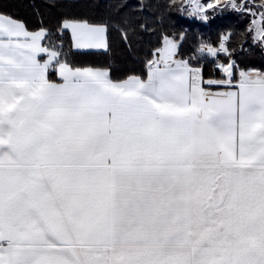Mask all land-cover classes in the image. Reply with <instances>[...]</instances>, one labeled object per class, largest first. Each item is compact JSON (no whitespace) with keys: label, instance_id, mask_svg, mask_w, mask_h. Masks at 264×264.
I'll return each instance as SVG.
<instances>
[{"label":"snow or ice","instance_id":"1","mask_svg":"<svg viewBox=\"0 0 264 264\" xmlns=\"http://www.w3.org/2000/svg\"><path fill=\"white\" fill-rule=\"evenodd\" d=\"M222 7L264 42V0ZM59 29L77 50L109 48L107 24ZM47 35L0 14V264H264V74L234 81L229 62L205 80L165 35L146 78L114 81ZM230 35L200 51L230 55Z\"/></svg>","mask_w":264,"mask_h":264},{"label":"trees","instance_id":"2","mask_svg":"<svg viewBox=\"0 0 264 264\" xmlns=\"http://www.w3.org/2000/svg\"><path fill=\"white\" fill-rule=\"evenodd\" d=\"M208 1L200 0L206 6ZM257 5L261 3L256 0ZM186 0H0V14L22 22L30 31L45 29L48 33L43 45L55 46L60 59L74 67L108 69L114 81L129 76L146 78V64L152 53L162 46L163 36L179 41L178 57L190 59L198 54L201 45L217 47L222 35L227 41L230 55L222 61L234 62V76L238 72L258 71L264 74V42L255 37L251 28L253 17L249 13L222 7L227 0H220L215 9H204L208 20L189 15ZM239 2V0H237ZM183 5V7H181ZM66 18L87 19L92 23L108 25L109 48L103 52H76L72 50L70 35L61 33L59 26ZM143 25V27H141ZM252 29L251 31L249 29ZM127 33L128 39H124ZM183 34V39H180ZM204 61V79L214 75L212 62L201 53ZM53 72H51L52 74ZM222 79L219 77L217 79Z\"/></svg>","mask_w":264,"mask_h":264},{"label":"crops","instance_id":"3","mask_svg":"<svg viewBox=\"0 0 264 264\" xmlns=\"http://www.w3.org/2000/svg\"><path fill=\"white\" fill-rule=\"evenodd\" d=\"M28 31H30V30H28ZM36 31H39V30L30 31V32H36ZM69 35H70V33H69ZM70 38H71V35H70ZM43 42H44V40L41 43L43 44ZM71 43H72V39H71ZM72 50L73 51H76V52H103V51H105L104 49L77 50V49L73 48V46H72ZM44 59H46V56L44 57ZM51 72H53V73L51 74ZM248 72H251L253 74V76H255V74H257V73H261V72L254 71V70L248 71ZM261 74H263V73H261ZM48 76H49V79L51 81H53V82H57V83L61 82L60 81V78L58 76V73L56 71L52 70V69L49 70ZM225 78H227L226 75H224L222 79H225ZM208 79H205V80H208ZM232 79L234 81H239V79H240V72H238V74L236 76L233 75ZM124 80H126V79H124ZM212 90L213 91H226V90H229V89H228L227 86H222V87H219V88L218 87H213Z\"/></svg>","mask_w":264,"mask_h":264},{"label":"rangeland","instance_id":"4","mask_svg":"<svg viewBox=\"0 0 264 264\" xmlns=\"http://www.w3.org/2000/svg\"><path fill=\"white\" fill-rule=\"evenodd\" d=\"M186 6H187V8H188V11H189V13L190 12H192V10L197 6V5H200L202 8H204L205 9V6L201 3L200 4V0H194V2H193V0H186ZM209 3H212V1H208L207 2V5L209 4ZM194 6V7H193ZM241 12H244V11H241ZM244 13H247V12H244ZM193 15H195L198 19H201V18H199L200 16H202V15H204V13L202 12V13H197V14H193ZM252 22V21H251ZM252 27H254V31H255V37H259L260 35L258 34V29H259V27H260V25H259V23H257L256 25H251V28ZM201 48V47H200ZM200 48L198 49V54H196L195 56H191L190 57V59H187L188 61H189V63L191 64V66L192 67H197L198 65H199V59L200 58H198V55L201 53V55H202V53L203 52H201L200 51ZM177 58L178 59H180L178 56H177Z\"/></svg>","mask_w":264,"mask_h":264},{"label":"built area","instance_id":"5","mask_svg":"<svg viewBox=\"0 0 264 264\" xmlns=\"http://www.w3.org/2000/svg\"><path fill=\"white\" fill-rule=\"evenodd\" d=\"M260 1L262 2V0H260ZM227 2L230 3V0H227ZM254 2H258V1L254 0ZM212 3H214V2H212ZM200 4H201V2H200ZM206 6H205V9H208ZM218 47H219V44H218V46L216 48H218ZM202 54H204L206 57H208L210 59V61L212 62V67H213L214 75H216V76H222V75H224V72H223L222 68L218 67V65H225L223 63V61H222V57L225 55V53L221 52L217 56H212L205 49ZM197 67L198 68H201V70H203L204 61L201 60L200 63H199V65ZM213 80H216V79H213Z\"/></svg>","mask_w":264,"mask_h":264}]
</instances>
